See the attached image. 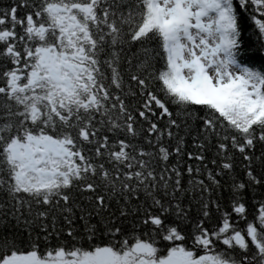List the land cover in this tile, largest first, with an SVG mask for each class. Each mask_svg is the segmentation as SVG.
<instances>
[{
	"label": "snow or ice",
	"instance_id": "snow-or-ice-1",
	"mask_svg": "<svg viewBox=\"0 0 264 264\" xmlns=\"http://www.w3.org/2000/svg\"><path fill=\"white\" fill-rule=\"evenodd\" d=\"M0 264H264V0H0Z\"/></svg>",
	"mask_w": 264,
	"mask_h": 264
}]
</instances>
